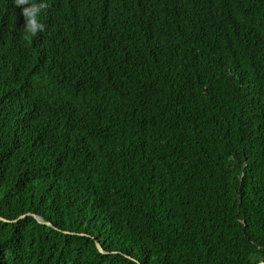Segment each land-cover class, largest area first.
<instances>
[{"label":"trees","instance_id":"16d2710c","mask_svg":"<svg viewBox=\"0 0 264 264\" xmlns=\"http://www.w3.org/2000/svg\"><path fill=\"white\" fill-rule=\"evenodd\" d=\"M46 5L0 0V264L264 260V0Z\"/></svg>","mask_w":264,"mask_h":264},{"label":"clouds","instance_id":"9594fccd","mask_svg":"<svg viewBox=\"0 0 264 264\" xmlns=\"http://www.w3.org/2000/svg\"><path fill=\"white\" fill-rule=\"evenodd\" d=\"M14 5L20 8V14L24 18L22 32L25 40H31L45 30L40 13L47 6L46 0H14Z\"/></svg>","mask_w":264,"mask_h":264},{"label":"water","instance_id":"95a60500","mask_svg":"<svg viewBox=\"0 0 264 264\" xmlns=\"http://www.w3.org/2000/svg\"><path fill=\"white\" fill-rule=\"evenodd\" d=\"M22 216H23V215H20L19 217H22ZM33 216H34V217L37 219V221L40 222V223L50 224V222L43 220L40 216H38V215H36V214H33ZM0 220H3V221H12V220H10V219H6V218H4V217H2V216H0ZM97 247H98V249H99L101 252H105L99 243H97ZM261 262H264V260L258 261V262L255 263V264H261Z\"/></svg>","mask_w":264,"mask_h":264},{"label":"rangeland","instance_id":"374dc122","mask_svg":"<svg viewBox=\"0 0 264 264\" xmlns=\"http://www.w3.org/2000/svg\"><path fill=\"white\" fill-rule=\"evenodd\" d=\"M246 254V251H243V255H245Z\"/></svg>","mask_w":264,"mask_h":264}]
</instances>
